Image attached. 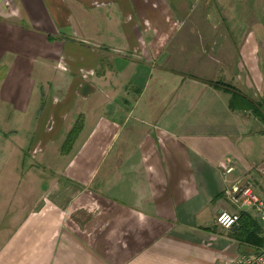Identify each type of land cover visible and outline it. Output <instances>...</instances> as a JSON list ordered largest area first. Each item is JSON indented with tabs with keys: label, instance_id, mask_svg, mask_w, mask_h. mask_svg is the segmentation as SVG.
I'll return each instance as SVG.
<instances>
[{
	"label": "crops",
	"instance_id": "obj_1",
	"mask_svg": "<svg viewBox=\"0 0 264 264\" xmlns=\"http://www.w3.org/2000/svg\"><path fill=\"white\" fill-rule=\"evenodd\" d=\"M262 165L264 0H0V264L254 253Z\"/></svg>",
	"mask_w": 264,
	"mask_h": 264
},
{
	"label": "built area",
	"instance_id": "obj_2",
	"mask_svg": "<svg viewBox=\"0 0 264 264\" xmlns=\"http://www.w3.org/2000/svg\"><path fill=\"white\" fill-rule=\"evenodd\" d=\"M264 177V165L256 168ZM225 198L237 208L236 211L221 210L216 215V225L226 231H232L238 226L242 211H251L256 218L264 219V199L254 190L253 182L240 178L224 191ZM221 264H264V246L254 253H241Z\"/></svg>",
	"mask_w": 264,
	"mask_h": 264
},
{
	"label": "trees",
	"instance_id": "obj_3",
	"mask_svg": "<svg viewBox=\"0 0 264 264\" xmlns=\"http://www.w3.org/2000/svg\"><path fill=\"white\" fill-rule=\"evenodd\" d=\"M79 128L80 124L74 125V130L71 132L65 143H71L74 136L77 134L76 130ZM232 231V238L240 244L252 245L255 247L256 251L264 246L263 228L258 220L252 217L248 211L241 212L238 226Z\"/></svg>",
	"mask_w": 264,
	"mask_h": 264
},
{
	"label": "rangeland",
	"instance_id": "obj_4",
	"mask_svg": "<svg viewBox=\"0 0 264 264\" xmlns=\"http://www.w3.org/2000/svg\"><path fill=\"white\" fill-rule=\"evenodd\" d=\"M258 182L260 185L258 186L257 184L253 183L254 185V190L260 196L262 199H264V177L260 176L258 178ZM260 225L264 228V219L258 218Z\"/></svg>",
	"mask_w": 264,
	"mask_h": 264
}]
</instances>
